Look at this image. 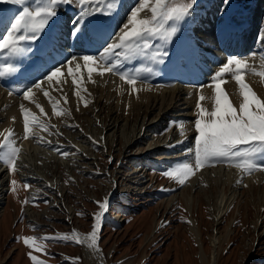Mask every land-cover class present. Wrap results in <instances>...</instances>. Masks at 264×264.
I'll return each mask as SVG.
<instances>
[{
  "label": "rangeland",
  "instance_id": "374dc122",
  "mask_svg": "<svg viewBox=\"0 0 264 264\" xmlns=\"http://www.w3.org/2000/svg\"><path fill=\"white\" fill-rule=\"evenodd\" d=\"M140 2L56 4L55 14L35 40L18 42L15 46L20 51L14 53L10 48L0 50V168L4 179L9 170L8 190L0 202V264H34L33 258L39 264H92L85 261L79 244L61 237L73 228L89 234L98 203L105 199L108 215L120 218L116 225L104 224L99 232L98 246L106 264H264V168L260 167L264 166V151L252 157L251 172L236 166L242 163L239 158L196 170L194 158V122L200 118L196 105L209 93L212 98L203 101L214 106L215 82L224 81V94L230 86L239 92L235 81L239 74L264 101V0H161L156 21L151 13L155 0H148L137 20L149 21L155 35H145L138 45L142 48L147 41L151 47L131 56L126 47L113 49L101 60L108 46L119 42L120 29ZM189 3L192 7L182 20L167 18L172 9ZM49 6L50 0H23L19 5L0 0V40L12 31V23L25 9L32 13ZM82 7L90 14L81 16ZM96 8L100 11L95 12ZM207 15L205 29L195 31L197 22ZM28 19L37 25L41 22V17ZM77 26L79 31H75ZM247 29L242 55L226 52L219 59L221 45L233 44V38ZM16 35L35 34L21 27ZM153 52L161 55L155 60ZM84 56L93 58L87 66ZM231 58L244 59L246 67L237 72L232 64L222 71ZM57 69L60 73L49 81ZM187 76L193 79L184 82ZM131 79L141 90L130 89ZM38 83L40 89L34 87ZM177 88H184L180 98L195 90L190 100L197 113L193 110L192 116L184 112L186 118H174L183 115L184 108L187 113L193 109H187L182 100L161 117L160 108L173 103ZM28 90L31 94L25 100L23 93ZM232 102L238 112L242 99L237 104L230 98L233 107ZM151 103L154 111L145 116ZM23 111L30 114L27 138ZM113 119L118 126L104 130ZM178 122L190 124L189 134L182 136ZM14 127L22 133L13 132L15 139L7 143L4 131ZM130 133L144 139L128 146L125 141ZM57 146L68 155L50 150ZM245 147L240 146L242 151ZM14 150L12 163L9 158ZM185 163L193 171L181 186L165 173ZM21 164L25 165L22 171L18 170ZM219 166L241 174H215ZM40 172L43 180L33 179ZM217 209L222 213L215 223ZM25 239L32 247L25 245Z\"/></svg>",
  "mask_w": 264,
  "mask_h": 264
},
{
  "label": "snow or ice",
  "instance_id": "6c2138e0",
  "mask_svg": "<svg viewBox=\"0 0 264 264\" xmlns=\"http://www.w3.org/2000/svg\"><path fill=\"white\" fill-rule=\"evenodd\" d=\"M3 3L12 4H22L23 0H2ZM73 0H50L51 7H40L35 12L29 13L27 9L21 12L11 25V32H8L2 40H0V50L11 49V52L20 51L19 47L15 46L20 41L26 39L35 40L38 37V33L43 30L44 24L47 23V19L55 14L53 6L56 4H69ZM81 5L89 3V0H79ZM194 3V0H193ZM227 3V0H225ZM161 4V0H155V7H151L152 21L157 20V10ZM148 7V0H141L139 8L134 9L127 18V22L120 29V35L118 37L119 42H113L104 51L101 60H105L111 54L113 49H120L126 47L128 49V54L134 55L137 50L143 54L145 49L151 47L150 43L145 41L142 48L139 47L138 41L145 40V35H155L152 28L148 27L150 23L147 20H137V14L141 9ZM192 7V3H189L183 8H174L171 13L168 14L169 20H182L186 15H188L189 10ZM83 8V7H82ZM95 12H99L100 9H94ZM43 14V15H42ZM90 13L86 12L83 8L81 16L88 15ZM28 17H31L34 21L35 18L41 17V22L39 25L29 21ZM21 27L31 31L35 35L28 37L26 35H16V33L21 32ZM75 31H79V26H77ZM75 31L73 35H75ZM173 33H175V28H173ZM136 45L137 47H133ZM160 52H153V59L156 60L160 56ZM84 64L87 66L91 61L92 57L84 56L81 57ZM162 62V60L160 61ZM234 64L236 66L237 72L246 67V61L244 59H228L227 64L224 65L222 71H227L228 66ZM71 73V69H69ZM92 69H89V75H91ZM60 73V69L53 71L48 80L51 81L53 77ZM2 74V73H0ZM219 75V74H218ZM121 79H124L121 76ZM235 81L239 86L240 96L242 97V102L239 104L238 112L229 104L227 96L221 91V84L224 82L222 79L219 82L214 83L215 89V103L213 110L208 115V120L204 121V109L200 108L199 103L197 108L200 109V118L195 120V147H194V158H195V169L199 170L202 165L211 163H232L235 159L239 158L242 163L237 164V167H244L246 171H253V160L257 153L264 151V101L258 99L256 95L253 94L250 87L243 82V77L239 74L235 75ZM129 83H135L134 79L128 81ZM75 84L76 81L73 80ZM36 89L41 88V84L38 83L34 86ZM31 90L25 91L23 97L25 100L29 98ZM47 96V92H45ZM204 97L201 96L200 100ZM30 114L27 111H23L24 118V135L25 138L28 136V121ZM33 119H35L33 117ZM240 146H246L242 151ZM50 150L57 151L59 155L67 156L68 153L63 152L59 146L56 148H50ZM15 151H13L12 156L9 158L12 163H14ZM193 151V149H192ZM264 168V166L260 165ZM193 169L189 167V164H180L176 166L175 171H168L165 173L167 176L174 177L178 180L179 184L183 186L185 184V178L192 173ZM15 184V181H12ZM25 188L28 184L25 183ZM108 201L105 199L103 202L98 203V208L100 209L94 216V223L92 225L91 239L95 243L98 238V232L101 231V223L103 214L107 209ZM82 215V214H80ZM72 236L61 237L63 240H70ZM78 242V241H77ZM25 245L32 247L28 239L24 240ZM34 264H39L33 258Z\"/></svg>",
  "mask_w": 264,
  "mask_h": 264
},
{
  "label": "bare ground",
  "instance_id": "6f19581e",
  "mask_svg": "<svg viewBox=\"0 0 264 264\" xmlns=\"http://www.w3.org/2000/svg\"><path fill=\"white\" fill-rule=\"evenodd\" d=\"M215 3V2H214ZM208 11H210V7H208L207 9H206V13L208 14ZM86 16V15H85ZM207 18H209L208 17V15H207V17L206 18H203L202 20H199L198 22H197V25L193 28L195 31H197L198 30V32L199 33H202L201 31H203L204 29H205V25H206V21L208 20ZM227 22V21H226ZM208 24V23H207ZM248 30L249 29H247L246 30V33H244L241 37L239 36L238 37V35H236L234 38H233V36H231L235 41H234V43L233 44H231V45H225V46H223V45H221L220 47L222 48V50L220 51L219 50V53H218V58L219 59H221V58H224L225 57V55L224 54H226V52L227 53H230V52H232V53H234L235 55H237V56H241L242 54L240 53V51H241V49H242V47L244 46V43H245V38H246V34L248 33ZM245 32V31H244ZM198 34V33H197ZM237 34H239V33H237ZM61 39V38H60ZM230 39V38H229ZM98 40V39H97ZM101 40V39H100ZM230 42V41H229ZM232 43V42H231ZM247 43V42H246ZM226 46H231V47H229V48H231V49H229L228 50V48H225ZM68 51V50H67ZM225 51V52H224ZM61 52V51H60ZM239 53V54H238ZM58 56V55H57ZM50 63V62H49ZM202 64H204L203 62H201ZM207 64V63H206ZM207 66V65H206ZM38 68V67H37ZM197 68L198 69H203L202 67H200V66H198L197 65ZM197 69V70H198ZM233 71H237V69H233ZM241 71V70H240ZM239 71V72H240ZM202 72V71H201ZM195 74V73H194ZM196 75V74H195ZM192 76V75H191ZM31 79V78H30ZM171 79V78H170ZM170 79H169V81H170ZM191 79H193L192 77H189V76H187V79H185L184 80V82H187V81H189V80H191ZM262 84H264V83H262ZM130 87V89H133V90H141V85L139 84H131V86H129ZM160 88V87H159ZM164 88V87H163ZM190 88V87H189ZM188 88V89H189ZM128 89V88H127ZM129 89V90H130ZM155 89H158V88H155ZM184 89V88H183ZM182 88H177L175 91H177L176 93H175V96L173 97V103L168 107V108H160V111H161V113H162V115H161V117L162 116H165V114L167 113V112H169L170 110H172V109H175V108H177V103L178 102H180V101H182V100H184V101H186V102H184L183 104L185 105H187L188 106V108L187 109H190V107L189 106H191L193 109H192V111H190V112H186V109L184 108V110H182V113H183V115L181 114V115H178L177 117H174V118H179V119H183V118H186V115H184V112H185V114H189V115H191L192 116V114L195 112V107L197 106H195L194 105V103H193V101H191L190 99H192L193 98V95H194V93H195V90H192L191 92H190V90H188L187 89V93H191L190 95H188L186 98H180V96L179 95H184V93H180V92H182V91H184ZM192 89V88H191ZM189 91V92H188ZM166 92V91H165ZM164 92V93H165ZM169 92H172L171 94H173V89H171V91H169ZM200 92V91H199ZM185 93H186V91H185ZM31 94V93H30ZM200 94H202L201 92H200ZM212 94V93H211ZM240 93L238 92V89H236V88H234V87H229V90H228V93H226L225 95L227 96V98H228V101L227 102H229V100H230V98H232L233 100H235V102H237V104H239V101L242 99V97L239 95ZM33 95V94H32ZM214 95V94H213ZM212 95V96H213ZM170 96V95H169ZM166 97H168V96H166ZM171 97H172V95H171ZM210 97H211V95H209V93H206V95H205V97H204V99L205 98H207V99H210ZM212 98V97H211ZM215 98V97H214ZM258 98V97H257ZM29 99V98H28ZM194 99V98H193ZM203 99V100H204ZM203 100H200V108H203L204 109V112H206V113H210L212 110H213V107L214 106H210V105H208V104H205L204 103V101ZM198 101V100H197ZM99 102V101H98ZM24 104V103H23ZM96 104V103H95ZM191 104V105H190ZM232 104H233V102H232ZM109 105V104H108ZM96 106V105H95ZM234 104H233V108H234ZM98 108V106L96 107V109ZM154 108H155V105H154V103H151V105H147V108H146V110H148V112H146V111H144V113L146 114L145 116H149V115H151V113H152V111H154ZM195 109V110H194ZM199 109V108H198ZM197 109V110H198ZM193 110H194V112H193ZM8 111V110H7ZM199 111H200V109H199ZM199 111H198V113H199ZM195 113H197V112H195ZM194 113V114H195ZM11 115V114H10ZM9 115V116H10ZM208 115V114H207ZM190 116V117H191ZM205 116V115H204ZM159 117H160V115H159ZM9 117H7V119H8ZM207 118V117H206ZM7 121H9V120H7ZM111 121V120H110ZM108 122L107 124H106V126L104 127V130L105 129H108L109 131H112V130H114L117 126H118V124H117V121H114V119H113V121H111V122ZM160 121V120H159ZM159 123V122H158ZM177 126H178V128L180 129V128H182L183 129V135L182 136H185V135H187V134H189V130H190V124H188V123H183V122H178L177 124H176ZM176 126V127H177ZM184 128H183V127ZM153 126H151V127H147V129H150V128H152ZM177 128V129H178ZM5 129V128H4ZM179 131V130H178ZM4 132H6L5 134H6V139H8L9 141H7V143L9 142L10 143V141L11 140H13V139H15V138H13L12 139V133L14 132V133H18V134H20L19 132H21L22 133V130L20 129V127H14L13 129H10L9 131H4ZM4 134V133H3ZM131 134V133H130ZM19 138V137H18ZM181 138H183V137H181ZM180 138V139H181ZM17 139V138H16ZM139 139V140H138ZM144 138H143V136H141V138H138V136L136 135V136H133L132 134H131V138L128 140L127 138H126V140L127 141H125L126 143L125 144H127L128 146L129 145H131V143L132 142H134V143H137V142H139V141H141V140H143ZM184 139H187V137H184ZM183 140H181V142H182ZM18 142V141H17ZM17 142H16V144H17ZM183 143V142H182ZM185 143V142H184ZM3 144H5V142L3 143ZM15 144V143H14ZM188 150V147H187V145H186V147L182 150V156H184V155H186V151ZM23 167H25V165H22L21 164V167H18L19 169L18 170H20V171H22V168ZM14 171H15V169H14ZM213 171H215V174L216 173H219V174H228V175H230V176H232V174H235V175H239V174H241V172L240 171H233V173H231L230 172V170L228 169V168H226V167H222V166H219V167H217L216 169H214ZM243 173V172H242ZM16 174V173H15ZM32 174V173H31ZM33 176H35V178H33ZM33 176H32V178L33 179H35V180H38V181H42L43 180V173H39V174H33ZM8 179H9V170H8V175H7V177L4 179V172L1 170V168H0V202L3 200V196L5 195V193H6V190H8ZM55 182V181H54ZM7 187L6 189H4V187ZM99 211H100V209H99ZM224 211V210H223ZM216 213H217V215H216ZM222 213V210H220V209H217L216 211H215V218H214V222L216 223L217 221H218V219H219V216H220V214ZM118 219H120L118 216H116V217H110L109 215H108V213H107V209H106V211L104 212V214H103V218H102V223H101V228L103 227V225L104 224H106V223H113L114 225H116L117 223H118ZM120 222V221H119ZM93 223H94V219H93ZM93 225V224H92ZM157 227V225L156 224H154L153 225V229H155ZM100 232V231H99ZM99 232H98V238H97V240H96V242L94 243L93 241H92V239H91V233H92V231L89 233V234H82L81 233V231L78 229V228H73L72 229V231H71V233H69L68 234V236H72L73 238V240L77 243V244H79L82 248H81V252L83 253V257H84V259H85V261L87 260V261H92V264H106V262H105V259H104V255H103V252H102V250L100 249V247L98 246V240H99ZM78 241V242H77ZM86 261V262H87ZM214 261H215V257H214V253L211 255V262L212 263H214ZM85 262V263H86Z\"/></svg>",
  "mask_w": 264,
  "mask_h": 264
}]
</instances>
